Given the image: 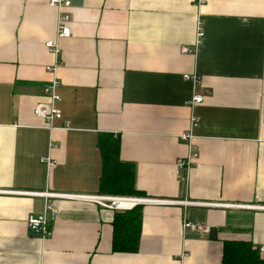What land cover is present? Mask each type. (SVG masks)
Wrapping results in <instances>:
<instances>
[{"label":"crops","instance_id":"crops-1","mask_svg":"<svg viewBox=\"0 0 264 264\" xmlns=\"http://www.w3.org/2000/svg\"><path fill=\"white\" fill-rule=\"evenodd\" d=\"M50 1L0 0V264H222L226 241L264 248V0H69L72 36L57 59L45 47L58 18ZM57 61L60 114L47 123L35 109L49 104L46 68ZM186 76L205 94L195 108ZM193 117L199 157L177 170ZM103 136L135 168L137 199L165 202L137 205L136 254L113 253L119 211L53 200L42 240L27 221L44 200L17 194L104 195Z\"/></svg>","mask_w":264,"mask_h":264},{"label":"built area","instance_id":"built-area-1","mask_svg":"<svg viewBox=\"0 0 264 264\" xmlns=\"http://www.w3.org/2000/svg\"><path fill=\"white\" fill-rule=\"evenodd\" d=\"M51 8L58 11L56 36L54 40L46 42L45 47L50 50L54 56L60 55L59 41L62 39H68L72 36V24L74 22V15L70 11L72 4L69 0H51L49 2ZM204 37L203 27L197 26V43L200 44L202 38ZM184 52H190L188 49H184ZM58 64L56 62L53 66H48L46 71L51 74V81L44 88V96L49 100V104L40 105L35 109V115L43 119L47 123H52L60 114L57 108V104L61 102V98L58 95V90L61 87V82L58 78ZM186 79L191 80L194 84L193 96L189 105L195 108L201 105L205 101V94L198 91L200 85L199 77L186 76ZM199 125V120L195 117L191 119L190 128L187 132L180 136V139L189 144V153L187 157L183 160L177 162V170H187L189 171L196 163L199 157L200 148L196 147L193 143L194 136L192 131ZM43 164L53 166L55 163L51 161L49 157L41 159ZM22 196L39 197L44 200L43 212L40 215H30L27 221L28 230L32 234H38L42 240H48L52 237V223L58 216V209L54 206L53 200H69V201H84L92 204H96L102 208L111 209L114 211H126L136 207L137 205H151V204H162L165 202L152 200V199H137V198H127V197H112L105 195H75V194H62V193H52L47 190L44 192H21L17 193ZM130 201H135L134 205L130 208L123 207L122 205ZM192 205V204H191ZM193 205L198 207L206 206L203 203H194ZM228 207H234L230 205ZM184 229L191 231L203 230L204 226L198 223L185 222L183 225ZM260 252H264V248L260 249Z\"/></svg>","mask_w":264,"mask_h":264},{"label":"trees","instance_id":"trees-1","mask_svg":"<svg viewBox=\"0 0 264 264\" xmlns=\"http://www.w3.org/2000/svg\"><path fill=\"white\" fill-rule=\"evenodd\" d=\"M102 157L100 193L110 196L143 197L136 189L135 168L120 160V141L103 136L99 141ZM143 207L116 212L113 226V253L136 254L142 235ZM222 264H264L258 247L250 241H226Z\"/></svg>","mask_w":264,"mask_h":264},{"label":"bare ground","instance_id":"bare-ground-1","mask_svg":"<svg viewBox=\"0 0 264 264\" xmlns=\"http://www.w3.org/2000/svg\"><path fill=\"white\" fill-rule=\"evenodd\" d=\"M134 203H135V201H130L128 203L123 204L122 206L126 207V208H130V207H132L134 205Z\"/></svg>","mask_w":264,"mask_h":264},{"label":"water","instance_id":"water-1","mask_svg":"<svg viewBox=\"0 0 264 264\" xmlns=\"http://www.w3.org/2000/svg\"><path fill=\"white\" fill-rule=\"evenodd\" d=\"M210 236H211V239L214 240L215 239V230H211L210 232Z\"/></svg>","mask_w":264,"mask_h":264}]
</instances>
